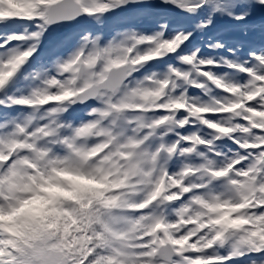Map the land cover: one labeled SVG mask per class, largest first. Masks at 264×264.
Here are the masks:
<instances>
[{"label":"snow or ice","instance_id":"snow-or-ice-1","mask_svg":"<svg viewBox=\"0 0 264 264\" xmlns=\"http://www.w3.org/2000/svg\"><path fill=\"white\" fill-rule=\"evenodd\" d=\"M0 264H264V0H0Z\"/></svg>","mask_w":264,"mask_h":264}]
</instances>
